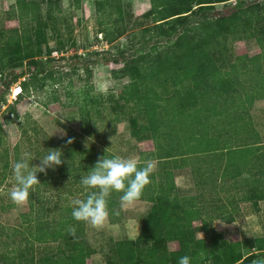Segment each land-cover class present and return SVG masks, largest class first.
Wrapping results in <instances>:
<instances>
[{"label":"trees","instance_id":"obj_1","mask_svg":"<svg viewBox=\"0 0 264 264\" xmlns=\"http://www.w3.org/2000/svg\"><path fill=\"white\" fill-rule=\"evenodd\" d=\"M41 1L46 3L49 19L54 18L56 10L54 0ZM230 1L151 0V9L147 16L151 17L150 29L154 30L153 34L139 38L130 48L116 53L102 51L68 57L80 62L86 70H89L91 64L101 60L100 55H108V60L123 65L118 73L137 81L138 86L126 85L119 97H115V94H112L111 98L109 96L110 100L113 98L120 105V109H115V120H121L122 111L128 113V108L133 109L137 112V115L131 117L134 125L146 118L144 123L138 126L139 129L137 126L133 127V136L139 140L153 139L156 146L153 151L144 153L147 156L139 160L141 166L147 159H154L157 162L151 183L146 186L138 199L150 202L152 207L142 223L139 237L136 240L118 242L116 255L119 264H143L146 261L145 253L149 252L161 264H178L179 258L184 255L191 256L193 264H238L246 256L241 241L228 240L222 232L211 225V220L216 217L228 222L234 221L232 212L234 209L232 208L228 213L227 208H224L226 206L224 198L209 200V204L218 203L217 210L210 211L206 206L208 203L203 190L196 195H179L175 180V171L190 166L198 188L203 189L207 185L216 188L230 183L234 189L242 185L247 188L243 191L245 196H242L245 200L255 199L258 196L264 198V141L261 140V134L257 136V140L254 139L247 145L231 144L225 145L224 148L220 146V138L218 140L220 143H211L207 137L197 136V134L202 135L203 128L207 127H210L208 133L214 134L215 138L230 135L226 125L217 127L216 124L220 122V117H225L221 112H235L234 104H237L236 114L226 118H230L231 122V117L234 116L235 121L240 122L238 126L240 130L246 127L245 120L250 122L249 118L254 124L249 107L245 108L241 105L246 102L247 106H252L256 98L264 97L262 70L264 5L258 13H255L250 8L259 4L258 0ZM220 2H224V7L229 9L222 15L218 14L216 6V3ZM17 3L18 7L12 14H17L22 21V29L0 30L2 72L0 107L6 102L5 90L11 86L15 78L28 77L21 82V92L18 94L20 98L30 93L31 88L43 85V81L53 74L54 67L51 62L54 59L63 61L66 58L52 57L55 50L47 49V54L52 59L47 61L36 59L14 72L15 68L10 66L12 54H21L31 48L34 49L35 39L45 43L46 48L49 44L41 23V3L30 0H17ZM78 3L80 5V0ZM98 5L103 12L99 33L108 42L115 41L130 29L142 24L130 14L123 0H103L98 2ZM12 14L10 13L11 16ZM235 18L243 19L246 22L243 25L245 28H252L246 36L257 40L262 53L253 57L242 55L232 58L231 56L228 68L223 69L219 65L217 58L219 53L216 49L221 48V53L227 54L229 50L227 37L235 32L232 26ZM169 24H172L171 27L166 29ZM132 34L137 37L138 31ZM77 69V64H74L73 70L77 71ZM257 77L259 79L256 85L253 79ZM246 82L249 84L247 85ZM82 95L75 97L69 103L65 102L64 106L77 107L82 120L87 121L86 124H90L92 119L98 122L103 117V108L110 103V100L107 96L104 97L101 93L93 91V88L84 91ZM219 106H224V109L218 110ZM13 112H16L14 106ZM200 138L204 140L202 143L188 145L195 144ZM242 151L245 153L242 154ZM62 152L68 161L59 169L66 171L72 165L73 180L76 183H80L81 176L95 165L98 157L107 154L104 149L92 147L87 150L77 143H72ZM108 154L115 155L112 152ZM239 155L245 156L243 161L239 159ZM77 156L79 161L75 164ZM81 192L83 199L87 193L84 188ZM120 195L121 193L113 192L109 198V217L112 222L119 220L121 216L116 214L120 212ZM30 198L32 199V192ZM227 198L228 203L234 207L235 197ZM36 200L37 214L41 212L45 216L55 212L41 199L40 193ZM56 209L64 214L60 226L54 228L41 225V220L38 219L36 232L33 233L34 241H55L63 238L68 246L65 264H85L88 253L84 238L80 234L83 229H76L75 236L67 232L69 223L77 222L82 226L83 222L76 221L72 215H65L64 210L72 213L71 207L63 206ZM195 220L202 221L208 238L196 235L193 225ZM145 240L151 241L149 248H145L143 244ZM172 240H177L179 243L174 256L167 253L168 242ZM32 241L28 238L26 247H15L16 252L6 255L3 258L6 262L1 261L0 264H36L33 255L24 254L26 250L33 248L34 241ZM258 249L264 250V245L259 244ZM151 263L152 261H149V264Z\"/></svg>","mask_w":264,"mask_h":264},{"label":"rangeland","instance_id":"obj_2","mask_svg":"<svg viewBox=\"0 0 264 264\" xmlns=\"http://www.w3.org/2000/svg\"><path fill=\"white\" fill-rule=\"evenodd\" d=\"M30 1L41 3V23L47 34L49 44L46 48L45 43L35 39L34 49L31 48L28 52H22L21 54H12L10 66L15 68L14 72L16 73L36 59L47 61L51 58L47 54V49L58 51V54L53 53L52 57L64 56L66 58L63 61H55L53 58L54 60L51 62L54 67L53 74L43 81V85L31 88L30 93L24 94L20 98L16 95L20 90L21 82L28 78L27 76L15 78L11 86L5 90L6 102L0 107V262L4 263L6 260L3 258L6 255L14 254L16 252L14 251L15 247H26L28 238L35 240L33 233L36 232L39 220H41V225L58 228L64 214L56 208L63 206L72 208L71 201L76 198L82 199L83 195L81 192L83 190L82 186L73 180V166L71 165V168L66 171L59 169L64 162L68 161L67 157L63 155V163L60 166L55 169H47L46 173L37 174L41 183L31 190L32 199L29 196L27 204L23 206L15 205L7 192L15 183L12 166L20 158L22 152H30L34 158L33 165H37L40 163L39 158L43 157L48 149L58 148L63 151L71 145L72 143H66L69 138L73 139V143H77L87 150L92 147L104 150L111 147L108 152L124 157H134L138 161L147 156L144 153L153 151L156 147L153 139L139 140L133 136V127L137 126L139 129L146 120V118L141 119L134 125L131 117L137 115V112L133 109L128 108V113L122 111L120 113L121 120H115V109H120V105L115 99L110 100L109 96L111 98L112 94H115V97H119L126 85L130 87L138 86L137 81L131 80L127 76H121L120 72L118 73L123 65L108 60V55H100L101 60L91 64L89 70H86L80 62L68 58L75 54L89 55L102 51H108L110 54L116 53L122 49L130 48L131 45L138 42L139 38L153 34L154 30L150 29L151 17L147 16L151 9V0H123L130 14L139 19L142 24L130 29L113 42H108L99 33L100 18L103 12L98 2L103 0H80V5L78 0H54L56 10L54 18L51 19L47 16L46 3H42L41 0ZM258 1L259 4L250 8L255 13H258L264 5V0ZM17 5V0H0V30L22 29V21L17 14H12L16 11ZM216 6L220 15L229 10L224 7V2L216 3ZM232 23L235 32L227 37L229 46L227 54H222L221 48L216 49L221 55L218 54L217 58L220 67L223 69L228 68L231 56L232 58L242 55L253 57L262 53V48L257 40L246 36L252 28H245L243 25L246 22L240 18H235ZM171 25L169 24L165 28L168 29ZM132 30L138 31L137 37L132 34L134 33ZM106 42H108V45H106ZM29 55L33 56L27 57ZM74 64H77V71L73 70ZM262 67L264 73V59L262 60ZM1 73L0 69V78ZM257 79L259 78L253 79L256 85L258 83ZM246 84L248 85L249 82H246ZM92 88L93 91L101 93L104 97L107 96L110 103L103 108V117L98 122L92 119L90 124H86L87 121L82 120L77 107L64 106V103H69L77 96L82 97L84 91H90ZM243 97L245 98L244 94ZM245 103L243 102L241 107H249L254 124L251 123L252 121L249 118L250 122L245 120L246 127L240 130V127H238L240 122L235 121L234 116L231 117L230 122V118L226 117L236 114L235 105L237 104H234V113L221 112L225 117H220V122H215L217 127L223 124L226 125L227 130H230V135L215 138L214 134L208 133L210 127H207L203 128L202 135L197 134V136L207 137L211 143H220L218 141L220 138L221 148L231 144L236 146L247 145L251 143L250 141L257 140V136L260 134L263 142L264 97L256 98L252 106H247ZM13 106L16 108V112H13ZM221 109H224V106L218 107V110ZM227 109L229 110V108ZM112 137L113 139H111ZM202 141H204L203 138H200L196 140L195 144L188 145H198ZM243 153L245 152L242 151ZM243 157L245 156L239 155L241 161L244 160ZM78 161L79 157L77 156L75 157V164ZM175 180L179 195H196L203 190L208 203L206 206L210 211L212 209L217 210L218 203L212 202L209 204V200L218 197L224 198L226 202L224 208H227L228 213L232 208L234 209L232 210L234 221L228 222L216 217L211 220V225L222 232L228 240L242 242L243 253L246 256L238 264H254L258 260L264 261V250L258 249L259 244L264 245V198L258 196L255 199L245 200L242 196H245L243 191L247 188L242 185L234 189L230 183L216 188L208 185L203 189L198 188L196 177L190 166L175 171ZM44 181H47V183ZM39 193L41 199L47 203L46 205L50 206L53 209L52 211L55 212L45 216L41 212L37 214L38 201L36 197ZM229 196L235 197L233 198L235 201L234 207L228 203L227 197ZM151 207L150 202L137 200L126 210H120L119 220L112 222L109 217L100 229H94L85 223H82V226L77 222L69 223L67 227L83 229L80 234L84 238L88 253L85 264H119L116 255L118 242L136 240L139 237L142 223ZM64 212L65 215H71V212L67 210H64ZM193 225L198 237L208 238L201 220H195ZM17 230L18 232H16ZM66 243L67 241L63 238L55 241H34L33 248L26 250L24 254L26 256L33 255L36 264H65L68 250ZM143 244L145 248H149L151 241L145 240ZM178 248L179 243L177 240L169 241L167 253L169 252L171 256H174ZM144 258L146 261L143 264L145 262L149 264V261H152L151 264H161L152 257L150 252L145 253ZM22 259L24 260L25 257Z\"/></svg>","mask_w":264,"mask_h":264},{"label":"clouds","instance_id":"obj_3","mask_svg":"<svg viewBox=\"0 0 264 264\" xmlns=\"http://www.w3.org/2000/svg\"><path fill=\"white\" fill-rule=\"evenodd\" d=\"M66 143H73V139L69 138ZM110 148L106 149L107 154L98 157L95 165L80 178V184L87 193L86 197L71 201L72 217L94 229L102 228L108 220L109 198L113 192L121 193L119 208L126 210L141 197L157 168L154 159L144 160L141 166L134 157L110 156ZM62 155V149H48L47 153L39 158L40 163L33 165L32 154L28 151L22 152L12 166L15 183L7 192L11 201L17 206L27 204L31 190L41 183L37 174L60 166L63 163ZM67 232L75 236L76 229L69 226ZM178 264H193L192 257L184 255L179 258ZM254 264H264V261L258 260Z\"/></svg>","mask_w":264,"mask_h":264},{"label":"built area","instance_id":"obj_4","mask_svg":"<svg viewBox=\"0 0 264 264\" xmlns=\"http://www.w3.org/2000/svg\"><path fill=\"white\" fill-rule=\"evenodd\" d=\"M106 45H108V42H106ZM57 52H58V51H54L53 53H54V54H58ZM20 91H21V87H20V90L16 93V95H18Z\"/></svg>","mask_w":264,"mask_h":264}]
</instances>
